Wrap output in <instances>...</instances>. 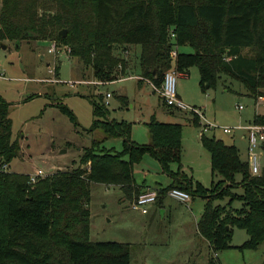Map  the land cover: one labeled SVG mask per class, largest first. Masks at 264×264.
<instances>
[{"label": "trees", "instance_id": "16d2710c", "mask_svg": "<svg viewBox=\"0 0 264 264\" xmlns=\"http://www.w3.org/2000/svg\"><path fill=\"white\" fill-rule=\"evenodd\" d=\"M27 36L68 46L69 54L102 80L115 79L128 68L127 59L115 53L117 47L139 44V78L154 86L173 63L172 45H189L192 51L178 49L174 65L185 73L195 65L204 89L225 74L241 81L253 97L264 95V0H0V40ZM55 104L75 120L64 103ZM92 105L89 130L121 136L122 149L92 138L75 167L34 182L26 172L0 168V264H129L128 242L89 238L90 183L116 185L131 202L143 190L134 164L145 152L170 177L158 189L157 204L173 186L204 199L196 227L209 245L207 264H220L217 253L230 246L234 226L247 233L239 247L254 248L264 241V167L252 173L235 144L204 132L199 136L213 177L206 186L183 173L179 164L170 168L171 162H180V122L151 114L145 122L150 139L138 143L130 137L131 121L110 117L101 99ZM192 114L197 125L198 116ZM252 120L264 123V113H255ZM19 148L12 138L8 102L0 94V166L9 164ZM225 197L224 203L214 202Z\"/></svg>", "mask_w": 264, "mask_h": 264}, {"label": "rangeland", "instance_id": "374dc122", "mask_svg": "<svg viewBox=\"0 0 264 264\" xmlns=\"http://www.w3.org/2000/svg\"><path fill=\"white\" fill-rule=\"evenodd\" d=\"M52 42L57 46L50 51ZM126 48L128 53L118 47L115 49V53L127 57L128 65H131L126 76L123 74L119 79L97 83L90 65L81 63L69 54L68 46L51 38L27 36L18 41L13 38L0 40V72L3 74L0 94L8 102L12 138H17L20 146L8 164L9 170L29 174L41 168L44 174L75 167L82 147L92 138L101 140L100 145L105 147L122 149L121 136H106L99 128L89 130L94 118L92 102L105 101L107 91L110 92L106 102L109 116L131 121L130 137L138 143H147L150 139L145 122L151 114L161 121L182 124L180 162H171L170 168L175 170L179 164L180 170L193 181L198 179L208 186L212 179L209 152L199 137L203 122L217 125L204 133L227 143L234 142L241 158L249 161L243 129L229 133L220 126L247 123L255 113L264 111L262 100L255 104V97L248 93L243 83L225 74H221L215 86L204 89L198 68L192 65L188 74L178 75L176 80L177 93L187 106L166 105L150 83L140 82L136 76L140 73L139 44H130ZM179 49L193 50L189 45L179 46ZM120 95L124 96L123 101ZM56 102L64 103L74 113L75 120ZM237 104H242L243 108H237ZM189 106L197 107L202 113L201 119L196 112L197 125L192 121L194 114ZM257 151L262 168L264 145H259ZM134 175L149 184L165 183L169 178L157 158L149 152L134 164ZM233 189L242 192L241 186ZM226 200L225 197L214 202ZM203 203L201 196L185 202L166 194L162 208L143 213L130 207L116 185L91 182L89 238L128 242L129 264H207L208 242L195 227V218ZM163 208L164 212L161 211ZM246 238L245 229L234 226L230 246L217 253L220 264H262L264 241L254 248L239 247Z\"/></svg>", "mask_w": 264, "mask_h": 264}, {"label": "built area", "instance_id": "2783aa9c", "mask_svg": "<svg viewBox=\"0 0 264 264\" xmlns=\"http://www.w3.org/2000/svg\"><path fill=\"white\" fill-rule=\"evenodd\" d=\"M171 37L174 36V32L171 31ZM56 43L52 42L49 50H55L56 48ZM69 49V47H68ZM178 51V46L177 44H173L169 54L170 58L173 61L172 65L165 70L163 74L162 81L158 86H154L150 80L151 85L154 87V89L160 94L162 97L164 103L167 105H177L181 108H185L187 105L182 102V100L178 97L177 90H176V80L178 75H182L184 72L183 71H178L174 65V60L176 58ZM123 53H127V49L122 50ZM132 75H128V77H131ZM137 76V75H136ZM0 77H3V74L0 72ZM122 76H119L117 79L121 78ZM139 77V75H138ZM116 79V78H115ZM109 80H102V79H97L94 80V82L97 83H105L108 82ZM110 96V92L107 91L105 93V103L108 101L107 98ZM262 100V103H264V95H258L255 97V104L259 103ZM189 108L195 112H197L201 118H202V113L199 111L197 107L194 106H189ZM237 108L241 109L243 108L242 104H237ZM212 122H203L201 124V130L199 135H201L205 130L207 129H214L216 127ZM224 132H232L234 129H244L246 138L248 140V164L250 171L252 173H258L261 170V165H260V156L259 152L257 151V148L259 145L264 143V123L261 122H256L251 120L250 122H247L245 124L238 123L235 125H222L220 126ZM2 169H7L8 164L7 163H2L0 166ZM47 173L43 174V170L41 168H37L35 171L31 172L28 174V181L29 182H34L38 177L44 176ZM166 193L169 194L172 197H175L176 199L180 201H188L190 200V194L179 187H170L166 190ZM158 194V189L154 187H147L144 188L142 191L138 193V195L129 203L130 207L133 209L140 210L143 213H146L149 210V206L155 202L156 197Z\"/></svg>", "mask_w": 264, "mask_h": 264}, {"label": "crops", "instance_id": "0c3cea01", "mask_svg": "<svg viewBox=\"0 0 264 264\" xmlns=\"http://www.w3.org/2000/svg\"><path fill=\"white\" fill-rule=\"evenodd\" d=\"M127 49V48H126ZM179 49V48H178ZM127 53H128V49H127ZM123 56V55H122ZM124 58L125 59H127V57H125L124 56ZM129 63V62H128ZM128 66V68H127V70L128 69H130L131 68V65H127ZM126 70V71H127ZM186 74H188V71H187V73H183L182 75H186ZM123 76H126V72H125V74L123 75ZM122 76V77H123ZM138 76V75H137ZM139 80H140V78H139ZM143 81H146V82H148V83H150V81H148V79H146V78H144V79H141L140 80V82H143ZM151 84V83H150ZM178 94V93H177ZM178 97H179V94H178ZM120 100H122L123 101V99H124V96L123 95H120ZM180 98V97H179ZM257 113H264V111L263 112H257ZM253 118V117H252ZM202 119V118H201ZM252 120V119H251ZM250 120V121H251ZM202 121V120H201ZM250 121H248V122H250ZM245 130L243 129V132H242V137H245V140H246V144H247V146H248V140H247V138H246V135H245ZM231 143H233V144H235L234 142H231ZM236 145V144H235ZM264 145V143L263 144H261V146H263ZM247 150H248V148H247ZM248 155V154H247ZM177 167H178V165H176ZM176 167V168H177ZM182 169V168H181ZM209 169H210V174L212 175V173H211V167H210V159H209ZM238 176V175H237ZM213 178V177H212ZM239 178H240V175H239ZM196 180H198V179H196ZM137 181L139 182V183H142L143 184V187H142V189H144V188H147V187H154V188H159V187H163L164 185H167L169 182H170V177L168 178V180H167V182H165V183H158V184H149V183H147V182H145V180L144 181H141V180H138L137 179ZM198 181H200V180H198ZM201 182V181H200ZM211 182V181H210ZM202 183V182H201ZM203 184V183H202ZM152 185H156V186H152ZM205 185V184H204ZM167 193H165V195H166ZM164 195V196H165ZM164 196L162 197V205H159L158 204V206H157V203H156V201L154 202V203H152L150 206H149V210L151 209L152 211H155L156 209H160V208H162L163 207V198H164ZM192 198L193 197H191L190 196V200H192ZM189 201V200H188ZM186 202V201H185ZM130 203V201H128V204ZM130 205V204H129ZM148 210V211H149ZM201 210H202V208H201ZM201 210H200V212H201ZM147 211V212H148ZM162 212H164L165 211V209L163 208L162 210H161ZM146 212V213H147ZM200 212L198 213V215L200 214ZM198 215L196 216V218H195V227H196V219H197V217H198ZM196 231H197V227H196ZM198 232V231H197ZM207 241V240H206ZM209 246V245H208Z\"/></svg>", "mask_w": 264, "mask_h": 264}, {"label": "water", "instance_id": "95a60500", "mask_svg": "<svg viewBox=\"0 0 264 264\" xmlns=\"http://www.w3.org/2000/svg\"><path fill=\"white\" fill-rule=\"evenodd\" d=\"M60 33L62 34V35H65V33H66V29L64 28V29H61L60 30ZM3 46H5L4 44H3Z\"/></svg>", "mask_w": 264, "mask_h": 264}]
</instances>
